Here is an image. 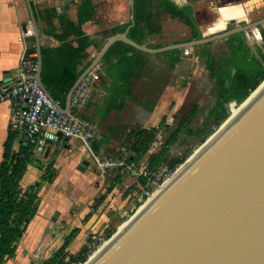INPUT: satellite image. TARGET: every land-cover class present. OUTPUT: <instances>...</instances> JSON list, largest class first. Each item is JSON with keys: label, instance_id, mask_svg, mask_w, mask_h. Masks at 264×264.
<instances>
[{"label": "crops", "instance_id": "obj_1", "mask_svg": "<svg viewBox=\"0 0 264 264\" xmlns=\"http://www.w3.org/2000/svg\"><path fill=\"white\" fill-rule=\"evenodd\" d=\"M82 1L31 0L41 29L42 47L60 45V40L48 32L61 33L59 15L78 23V5ZM151 1L153 20L150 28H147L143 45L159 48L192 37V29L187 23L174 17L169 11L159 9L157 0ZM171 1L179 6L192 5L194 17L203 35L219 33L227 24L233 27L264 18V0ZM93 4L95 16L84 22L82 28L96 43L88 47V57L81 68L89 65L108 38L115 35L113 30L120 28L116 33L118 34L123 32L121 28L127 24L132 26L131 0H93ZM51 15L52 21L48 22ZM24 27H27V31H24ZM33 38L35 39L27 1L0 0V90L21 79L19 69L23 65L26 48ZM98 44L101 46H97ZM261 48L264 54V48ZM180 50L181 58L175 65H172L174 55L169 51L152 53L140 50L130 51L120 61L110 57V64L102 66L100 79L91 88V94L96 92L95 97L80 111L84 118L95 124L94 142L100 145L104 157L127 159L129 154L131 156L132 143L138 130L154 129L164 121L170 123L176 108L187 103L193 90L207 93L212 84H216L219 89L208 63L214 62L218 68L224 62L229 53V38ZM202 98H197L195 105ZM10 114L11 102L0 101V167L5 160V143L11 133L15 152L21 151L28 144L24 133L10 129ZM160 133L161 131L158 132L159 135ZM85 159L90 160L89 165L94 164L95 172L97 167L94 159L77 139L63 138L50 142L43 154H33L23 177L28 172L33 176V182L28 188L38 185V210L29 222L13 257L17 256L22 263L26 260L42 263L54 255L58 246L63 245L64 241L60 243L54 237L65 226L62 216L64 211L57 205L48 212V204H43L41 197L43 191L50 190L52 185L85 188L92 178L90 173L82 174L88 170L89 165L85 166V170L79 168ZM131 161L135 163L136 159ZM143 161L148 163L149 157L145 156ZM31 162L33 166L28 169ZM113 172L114 169H110L106 173ZM95 173H100L101 176L105 174L99 169ZM22 179L20 187L26 191L28 188L23 187ZM78 201L77 205L82 204L81 200ZM56 212H59V216L54 221ZM34 229L37 236L32 238ZM25 250L31 255L27 259L21 256V252Z\"/></svg>", "mask_w": 264, "mask_h": 264}, {"label": "water", "instance_id": "obj_2", "mask_svg": "<svg viewBox=\"0 0 264 264\" xmlns=\"http://www.w3.org/2000/svg\"><path fill=\"white\" fill-rule=\"evenodd\" d=\"M26 1L38 57L34 77L56 101L42 80L41 29L31 0ZM134 2L131 0V25ZM263 24L264 18L233 27L227 24L219 33L159 48L132 40L128 28L108 38L70 90L66 106L57 105L62 112H70L76 88L118 40L145 52L161 53L227 39ZM95 94H91L86 106ZM59 137L62 139L61 133ZM209 137L201 145L207 144ZM89 163L85 159L79 168L85 170ZM58 216L56 212L54 221ZM110 239H113L111 243L90 264H264V89L122 233Z\"/></svg>", "mask_w": 264, "mask_h": 264}, {"label": "trees", "instance_id": "obj_3", "mask_svg": "<svg viewBox=\"0 0 264 264\" xmlns=\"http://www.w3.org/2000/svg\"><path fill=\"white\" fill-rule=\"evenodd\" d=\"M157 1L159 9L169 11L174 17L182 19L191 27L192 37L187 39V41L203 37L194 17L192 5L179 6L171 0ZM151 2V0H135L134 24L132 26L127 24L121 28L125 32L130 27L128 36L139 44H142L147 28H150L153 20ZM94 16L95 7L93 0H83L78 5V23L59 15L61 33L48 32L60 40V45L42 47L43 83L52 97L63 107L66 106L70 90L90 65L81 68L88 57V47L96 42L85 33L82 24ZM52 17V15L48 17V22L52 21ZM119 29L113 30L112 33L116 34ZM262 38L264 45V31H262ZM97 46H101V44ZM130 51L140 50L122 40L116 41L105 54L101 66L110 64V57H115L120 61L122 58L127 57ZM181 51L180 49L169 51L174 55L172 65L180 61ZM257 53L248 43L245 33H237L229 37V53L224 62L218 68H216L214 62L208 63L209 70L212 72L219 87L216 104L211 110V118L216 126H221L230 116L226 106L228 103L236 101L241 104L263 82L264 54L260 53V51ZM37 59L36 41L33 38L32 43L26 48L24 61H37ZM73 111L76 112L75 109ZM80 115L84 117L81 111ZM188 116L187 114L182 119L181 127L177 129L171 139L169 138L172 142L182 129H186L189 135H199L203 132L204 127L199 128L195 132L187 127ZM209 122L212 121L209 119L206 122V126ZM209 135V133H206L201 142H205ZM156 138V129L138 130L131 147L134 153L127 157L126 160L132 162L131 160L134 158L144 157ZM13 140L14 137L11 133L5 143V160L0 167V264H3L8 258L16 254L18 243L23 237L29 222L35 216L39 204L37 201L38 185L30 187L26 191H23L20 187V180L27 168V163L33 157V148L27 144L23 146L21 151L15 152L13 150ZM93 145L96 151L100 150L101 147L96 142L93 141ZM167 152L168 148H163L160 153L150 155V160L147 164L149 172L154 173L161 168ZM183 161L184 159L181 160V162ZM140 180L145 187L148 186L146 177L141 176ZM111 236L112 234H109V237ZM88 244L79 251L78 257L76 255L73 258H78V260L82 261L86 260L91 250ZM68 246L69 241L66 240L51 259L44 261V263L74 264L71 257H66L64 253Z\"/></svg>", "mask_w": 264, "mask_h": 264}, {"label": "rangeland", "instance_id": "obj_4", "mask_svg": "<svg viewBox=\"0 0 264 264\" xmlns=\"http://www.w3.org/2000/svg\"><path fill=\"white\" fill-rule=\"evenodd\" d=\"M248 42L254 51H256V54H258L257 52L259 51L260 53L262 52L261 46L264 48L263 38L259 37L258 41L251 39ZM215 85L216 84H212L207 93L193 90L191 92V98L187 100V103L176 108L175 115L171 118L170 123L164 121L154 128L157 134L159 131H161V133L160 135L158 134L154 143L151 144L147 152L148 154L145 156H148L150 160V155L152 153H160L163 147H167L168 152L163 159L164 164L161 165V167L166 168L167 173L173 174L177 172L185 164L184 162L187 159L189 160L203 146L201 145L203 136L209 133L211 137L213 133L221 127L216 126L211 118V110L216 104V97L218 94V88ZM199 97H203V100L198 101V105H195ZM226 106L230 112L229 115L232 116L234 110L238 109L240 104L236 101H232ZM231 108H233L232 111ZM187 114L189 115L187 127L191 128L193 132L204 127L203 132L199 135H189L186 129H182L179 131L177 138L172 142L170 140L171 137L177 129L181 127L182 119H184ZM209 119L212 122H209L206 126V122L209 121ZM132 153L134 152L131 151V154ZM129 155L127 157H129ZM135 157H137V155H135ZM144 157H137L135 162L136 170L145 166L142 165L143 162H146L143 161ZM182 159H184L183 162H181ZM32 164L33 162L30 163L28 169L32 168ZM97 170L98 168H96L95 172ZM95 172L94 164L91 163L88 170L82 173L85 175L90 173L92 176L91 180H88V184L85 188H83L84 186L68 187L65 184L58 186L52 185L50 190L46 192L43 191L41 197V202L43 204L47 202L48 204V212L57 205L64 211L62 216L65 226L61 228V232L58 231L55 234L54 238L55 240L57 239L58 242L60 241V243L66 240L69 241V246L64 253L66 257H71L74 264H85L97 250L101 249L108 243L113 235L118 233L121 226L127 224L136 212L147 203L146 201L141 207L140 203H138L140 202L138 198L146 187L141 182V184H133L132 172H126L123 168H115L113 173H105L104 176ZM32 182L33 176L28 172L23 177L21 184L23 187L28 188ZM78 200H81L82 204L77 205L79 202ZM35 231L36 229H34L31 234L32 238L37 236ZM109 234H112V236L109 237ZM88 243L92 245V248L87 259L82 261L78 260V258H73L76 255L78 257L79 251ZM59 247L60 246H58L57 249H59ZM21 256L27 259V256L31 255H29L28 250H25L21 252ZM49 259L51 258L47 260ZM21 261L22 260L16 256L10 260L8 258L3 264H33L31 260H26L25 263Z\"/></svg>", "mask_w": 264, "mask_h": 264}, {"label": "built area", "instance_id": "obj_5", "mask_svg": "<svg viewBox=\"0 0 264 264\" xmlns=\"http://www.w3.org/2000/svg\"><path fill=\"white\" fill-rule=\"evenodd\" d=\"M262 31H264V24L247 31L245 33L247 40L258 41L259 37L262 38ZM37 69V61H24L19 69L21 81L0 90V101L11 102L10 129L25 134L34 155L43 154L50 142L60 141L63 138L77 139L90 153L102 174L110 169L123 168L124 171L133 173V184H141L140 177H146L148 186L138 198L141 207L172 174L167 173L164 167L151 173L147 169V163L136 170L134 162L123 158H106L101 154V150H95L93 145L96 138L95 124L82 117L80 110L91 96L93 83L100 79L101 63L95 66L76 88L69 113L62 112L57 105L60 103L52 100L35 79ZM74 109L76 112L73 111ZM59 133L62 134V139ZM88 245L91 249L92 245L90 243Z\"/></svg>", "mask_w": 264, "mask_h": 264}, {"label": "bare ground", "instance_id": "obj_6", "mask_svg": "<svg viewBox=\"0 0 264 264\" xmlns=\"http://www.w3.org/2000/svg\"><path fill=\"white\" fill-rule=\"evenodd\" d=\"M262 89H264V82L262 83V85L255 92L252 93L251 97L242 106H240L238 109L234 110L233 115L230 116L227 119V121L224 123V125L221 128H219V130H217L210 137V140L207 142V144L210 143L260 93V91ZM207 144L203 145L177 172L173 173L168 179L165 180V182L157 189V191L151 196V198L149 200H147V203H145L141 207V209L137 212V215H139L158 194H160L167 186H169L175 180V178L207 146ZM137 215L133 216L132 219H134V217H136ZM132 219L127 224L121 226L119 228L118 233H116L114 235V237H116L117 235H119L120 233H122L129 226V224L131 223ZM112 240L110 239L108 241V243H106V244L104 243L105 245L101 249L97 250L94 253V255L90 259H88L87 263H85V264L92 263L101 254V252L111 243Z\"/></svg>", "mask_w": 264, "mask_h": 264}]
</instances>
